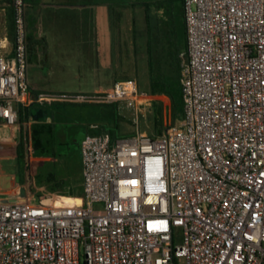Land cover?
<instances>
[{
    "label": "built area",
    "instance_id": "1",
    "mask_svg": "<svg viewBox=\"0 0 264 264\" xmlns=\"http://www.w3.org/2000/svg\"><path fill=\"white\" fill-rule=\"evenodd\" d=\"M25 7L11 1L12 49L0 53L1 124L31 105H115L134 117L150 104L132 79L28 96ZM182 12V119L157 138L85 136L82 195L42 198L69 206L31 201L27 170L24 196L0 200V264H264V0H182Z\"/></svg>",
    "mask_w": 264,
    "mask_h": 264
},
{
    "label": "crops",
    "instance_id": "2",
    "mask_svg": "<svg viewBox=\"0 0 264 264\" xmlns=\"http://www.w3.org/2000/svg\"><path fill=\"white\" fill-rule=\"evenodd\" d=\"M25 1L29 66L33 64L31 60L34 59V48L39 42L44 44L46 50L52 49L54 53L52 60L47 55V70L44 73H31L30 68L28 69L26 80L30 97L38 93H99L106 91L117 81L132 79L129 78L130 75L138 70H148L150 83V69L163 73L179 69L185 50L182 0L177 2V16L180 17L179 23L183 25L184 30L180 38L175 29L178 26L176 12H171L167 17L168 22L172 21L168 26L170 29L162 28L160 22L161 6L167 2V5L172 7L175 0ZM10 8L5 0H0V53L4 55L9 54L12 49L8 31ZM152 8L154 12H151ZM136 9L143 12V28L142 25H136ZM39 29H42L41 34ZM148 95L151 98L150 103L165 104L166 96L151 95L149 92ZM67 107H72L73 110L68 112ZM33 108L34 113L31 110ZM38 110V107L29 108L15 126L0 123V159H21L25 168L24 181L16 182L15 176H12L10 188L0 191V195L16 198L21 187L25 185L26 171L31 170L35 179L43 167L44 170L47 169L46 184L36 189L35 194H29L31 201L41 202L44 195L50 194L75 196V193L81 191V159L78 165L79 173L71 176L70 185L65 187L62 183L64 176L57 177L55 173L62 172L69 165V160L62 155L63 149L68 146V126L74 124L84 136L101 135L106 131V127L111 125V108L106 105H68L52 111L49 106L44 111L45 115L35 121L33 115ZM60 110L64 114L59 113ZM27 122L29 136L25 137L21 124ZM25 142L29 144L30 166H27ZM79 144L77 147L80 158ZM18 146L21 148V158L17 157Z\"/></svg>",
    "mask_w": 264,
    "mask_h": 264
},
{
    "label": "rangeland",
    "instance_id": "3",
    "mask_svg": "<svg viewBox=\"0 0 264 264\" xmlns=\"http://www.w3.org/2000/svg\"><path fill=\"white\" fill-rule=\"evenodd\" d=\"M103 0H97V2H100ZM116 2L118 1H126V0H115ZM175 5L173 4V6L171 7L170 5H167V2H165L161 8L159 9V13H160V17L161 20L160 22L162 23V28L166 29H170V27H168L170 24H172L171 22L167 21V17H169L172 14L176 12V17L178 18V22H177V27H175L176 32L178 37L180 38L183 35V25H181L180 22V17L177 16V10H179V5L177 2H179L178 0H175ZM174 8V10H172ZM44 11V10H43ZM46 12V11H45ZM151 12H154V9H151ZM44 15V12L42 13ZM135 16H136V25L141 26L142 28L145 25L144 22V18L143 16V12H140V10L136 9L135 10ZM39 17L41 18L40 14ZM40 26V25H39ZM44 27V24L42 25ZM42 29H39V34H41ZM2 34V29L0 27V36ZM53 51L52 49H47L45 48L44 44L40 43L36 44L35 48H34V59L31 60V62L33 63L31 66H29L28 61H27V70H26V76L28 74V69L30 68V72L31 73H44L47 70V66L45 63L46 57L47 55L50 57V59L52 60L53 58ZM33 57V56H32ZM53 65V63H51ZM50 64V65H51ZM51 65V66H52ZM39 69V71H37ZM156 71V70H155ZM157 73H163V71H156ZM129 78H132L135 82L136 85L138 87V90L140 92H145L148 93L149 92V76H148V70L144 69V70H138L136 72H134L133 74L130 75ZM70 86V85H69ZM74 86V85H72ZM46 90L47 87H45ZM165 100V104L162 102H156V103H160L161 105V109H162V126L159 128V133H155L154 130V121H153V110L155 108H153V102H151L148 105H144L142 107H140L138 109V112L136 114V116L133 114L131 111H126V110H119L118 111V115L122 118V121H120L118 127L115 131V134L117 137H121L123 135L126 134H134L136 132H142L145 133L149 136H152L153 138H157V136H159L162 132V129H164V127H167L169 125H174L178 122L175 121L174 123L171 122L170 120V116H169V107H170V103H169V99L166 97L164 98ZM157 106V104L155 105V107ZM49 107V106H47ZM46 108V107H43ZM55 107H52V111L55 110ZM32 112H35V109H31ZM72 107H67L66 111H72ZM61 114H64V112H62V110H60ZM69 132H68V146L65 147L62 151V155L67 158L69 160V165L66 166V169L63 170L62 172L56 171V176L58 177H63L65 178L64 182H62L64 184V186H68L71 183V176H75V174H78V165H79V153H78V144L80 143V141L85 137L82 133V131L77 128L74 124L69 125ZM113 129V127L110 125H108L106 127V130H111ZM107 132V131H106ZM44 168H40V175L36 176L35 178V182H34V187L31 188V192H35L36 189H39L40 186L46 184V174L45 172H47V169ZM24 171L25 168L23 166V162L21 159H8V160H3L0 159V191H6L10 188L11 184H12V176H15L16 178V182L23 180L24 181ZM67 173L68 176L65 174ZM66 175V176H65ZM75 195L77 196H81V191H79L78 193H75ZM63 200V199H62ZM61 200V201H62Z\"/></svg>",
    "mask_w": 264,
    "mask_h": 264
},
{
    "label": "trees",
    "instance_id": "4",
    "mask_svg": "<svg viewBox=\"0 0 264 264\" xmlns=\"http://www.w3.org/2000/svg\"><path fill=\"white\" fill-rule=\"evenodd\" d=\"M8 5L11 7L12 0H5ZM9 24H8V31L11 40L13 41V18H12V10L10 8L9 13ZM148 23V18H147ZM150 73V83H149V93L151 95H163L169 99L170 107H169V116L172 123L175 121H179L183 117V110H182V98H181V86L179 82V69L166 71L164 73H157L153 69L149 70ZM37 95V94H35ZM157 106L155 107V105ZM77 106L74 104L68 103H55L51 105V107L62 108L66 106ZM111 108L110 116H111V126L113 129L106 130L104 132L108 133L111 140L127 138L132 136V134H126L121 137H117L115 131L122 121V118L118 115V111L115 105H106ZM31 107H37L34 105L29 106L28 108H21L19 109V119H21L22 114H26L28 109ZM153 121H154V130L155 133H159V128L162 126V109L160 103L153 102ZM38 109L42 111H46V108L38 107ZM17 157L21 158V148L17 147Z\"/></svg>",
    "mask_w": 264,
    "mask_h": 264
},
{
    "label": "water",
    "instance_id": "5",
    "mask_svg": "<svg viewBox=\"0 0 264 264\" xmlns=\"http://www.w3.org/2000/svg\"><path fill=\"white\" fill-rule=\"evenodd\" d=\"M43 115H45V112L42 110H38L37 113L35 115H33V120L37 121ZM11 156H13V155H11ZM23 196H24V190L21 189L18 197L22 198ZM62 199L70 200L71 203H63V202H61ZM0 200H2V202H14V201H17L18 199L11 198L10 196H7V195H0ZM76 201H77L76 202L77 204H80L79 199H77ZM41 203L44 205H50V206H69V205H72L73 203H75V200L70 199L68 197H64V196H58V197H53L50 199H44L41 201Z\"/></svg>",
    "mask_w": 264,
    "mask_h": 264
},
{
    "label": "bare ground",
    "instance_id": "6",
    "mask_svg": "<svg viewBox=\"0 0 264 264\" xmlns=\"http://www.w3.org/2000/svg\"><path fill=\"white\" fill-rule=\"evenodd\" d=\"M61 202H63V203H71L70 200H66V199H63Z\"/></svg>",
    "mask_w": 264,
    "mask_h": 264
}]
</instances>
